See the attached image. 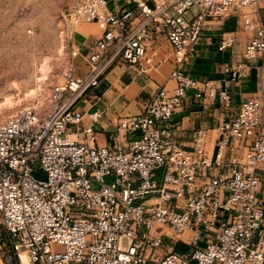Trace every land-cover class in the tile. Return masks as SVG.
I'll return each mask as SVG.
<instances>
[{
    "label": "built area",
    "instance_id": "1",
    "mask_svg": "<svg viewBox=\"0 0 264 264\" xmlns=\"http://www.w3.org/2000/svg\"><path fill=\"white\" fill-rule=\"evenodd\" d=\"M263 2L70 0L60 13L63 32L72 38L87 21L101 35L85 54L86 74L76 76L70 63L47 111L26 107L0 123L2 264H264V94L218 126L214 155L206 130L185 146L173 123L189 91L228 109V86L248 75L254 59L264 67ZM231 16L237 31L251 33L243 61L223 66L225 87L192 78L184 65L203 31ZM233 34H222L220 51L235 44ZM161 37L173 48L174 85H160L143 112L122 117L113 145H95L92 126L83 130L90 143L73 139L69 125L84 120L80 101L119 62L142 72L157 68L150 51ZM100 116L93 113L92 122ZM228 150L235 157L226 163ZM186 232L192 248L179 250Z\"/></svg>",
    "mask_w": 264,
    "mask_h": 264
},
{
    "label": "crops",
    "instance_id": "2",
    "mask_svg": "<svg viewBox=\"0 0 264 264\" xmlns=\"http://www.w3.org/2000/svg\"><path fill=\"white\" fill-rule=\"evenodd\" d=\"M117 1L120 5L127 6V0ZM110 7L113 8L112 1ZM259 18L264 22V2L259 10ZM235 20V17L231 16L222 22L209 23L194 54L184 65V70L189 76L201 82L212 81L217 85L226 86L225 81L229 79V75L223 70V66L243 61V52L251 37L250 32L237 31ZM223 33H234L237 40L232 47L220 51L219 43ZM87 38L89 37L85 38L87 43L83 42L82 38L78 46H74L71 63L74 65L76 76L85 75L88 69L85 54L93 40H86ZM78 48L80 49L77 53ZM152 48L150 54L155 55L157 68L142 72L137 65L119 62L106 73L100 85L80 101L78 108L84 114V120L79 125H69V134L73 139L90 143L83 135V130L92 126L96 133L95 145H113L118 122L122 117L143 112L160 85H174L173 81H169L174 69L172 46L165 37H161ZM249 64L252 68L248 75L228 86L232 95L228 109L223 107L219 99L198 98L195 91L188 92L182 106L174 114L175 139L178 143L190 146L195 132L204 129L208 138L207 149L214 155L217 150L216 140L219 137L218 126L230 120L244 101L264 94V67L261 68L263 61L258 57ZM95 112L101 113V116L96 122H92L91 115ZM238 153L241 158L245 155V150ZM234 154L228 150L224 161L228 163L235 157ZM220 171L225 172L227 168L213 170L212 175H217ZM259 173L263 181L258 195L264 206V163L260 166Z\"/></svg>",
    "mask_w": 264,
    "mask_h": 264
},
{
    "label": "rangeland",
    "instance_id": "3",
    "mask_svg": "<svg viewBox=\"0 0 264 264\" xmlns=\"http://www.w3.org/2000/svg\"><path fill=\"white\" fill-rule=\"evenodd\" d=\"M69 2L0 0V105L7 98L15 101L12 107L0 109V123L26 107L47 111L52 88L63 81L62 75L71 63L74 46L77 47L82 38L85 43L86 37L94 42L101 35L100 26L87 21L73 28L72 38L63 32L60 13ZM36 176L43 177L40 173ZM110 181L108 177L107 182ZM189 237L186 232L183 236L186 242H178L179 250L192 248L187 244ZM0 238H6L1 225Z\"/></svg>",
    "mask_w": 264,
    "mask_h": 264
},
{
    "label": "bare ground",
    "instance_id": "4",
    "mask_svg": "<svg viewBox=\"0 0 264 264\" xmlns=\"http://www.w3.org/2000/svg\"><path fill=\"white\" fill-rule=\"evenodd\" d=\"M45 68V67H44ZM47 71V69H45ZM47 73V72H45ZM15 104V101L13 99L7 98L6 102L3 105H0V109L3 107L10 108ZM23 258L25 261H27V257L25 254H23Z\"/></svg>",
    "mask_w": 264,
    "mask_h": 264
}]
</instances>
